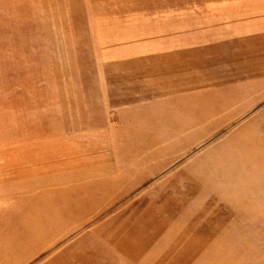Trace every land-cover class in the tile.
Wrapping results in <instances>:
<instances>
[{
  "label": "rangeland",
  "instance_id": "1",
  "mask_svg": "<svg viewBox=\"0 0 264 264\" xmlns=\"http://www.w3.org/2000/svg\"><path fill=\"white\" fill-rule=\"evenodd\" d=\"M224 1L0 0V177L51 170L31 186H0V245L40 229L32 242L51 246L37 261L63 245L118 244L138 231L155 233L145 245H168L199 225L185 243L186 261L264 264V43L222 40ZM113 43L129 49L124 64L141 69L152 70L164 52L161 69L178 71L180 87L164 81L163 99L191 84L188 49L219 56L224 65L211 59L205 70L195 53V137H154L143 114L118 119L97 73ZM137 45L147 58L131 52ZM234 60L240 66L227 65ZM203 112L211 121L198 124ZM97 145L117 152L100 155ZM141 147L181 152L130 153ZM97 156L102 161L83 165ZM169 157L167 168L149 176ZM138 158L153 169L131 171ZM63 164L70 166L53 169ZM141 172L150 180L139 185ZM168 178L179 183L162 184Z\"/></svg>",
  "mask_w": 264,
  "mask_h": 264
},
{
  "label": "crops",
  "instance_id": "2",
  "mask_svg": "<svg viewBox=\"0 0 264 264\" xmlns=\"http://www.w3.org/2000/svg\"><path fill=\"white\" fill-rule=\"evenodd\" d=\"M227 5L225 6L229 12L227 13V28L226 34L227 37L223 38L224 41H235L240 43L245 42H260L264 43V0H226ZM194 36V35H193ZM109 46L113 47L104 51L101 56L109 58L108 61H105L98 65L97 73L100 79V90L103 99L105 102L110 103L113 107V111L118 116V119L123 114H131L133 119L137 118V115L143 114L147 117L148 121L151 123L152 131H156L154 137L158 138H193L196 136V117L195 112L192 114L190 112L191 100H194L192 97L195 95V91L192 90L189 92V88H195L196 78L195 74V65L196 57L195 53L198 52V59H203V64L208 69V61L212 67L211 59L213 60V66L224 65L219 62V56L208 54L207 50L202 49H188L189 50V68L192 81L191 84L188 81L186 88L187 90L179 92L177 89L176 93L173 96H167L162 98L164 87L162 83L165 81L167 83L174 84L175 86L180 87L177 73L174 72L171 68L161 69L162 61L157 58L161 57L164 52L160 51V56L156 58L149 65L150 69H141L138 65L124 64V58L129 57L127 53L130 52L129 49H124L125 44H117ZM243 46V45H242ZM127 47V45H126ZM244 47V46H243ZM264 48V45L261 46ZM135 56L148 57V51L142 49L141 46L137 45L131 50ZM194 53V54H193ZM242 51L240 55L242 56ZM263 57V53H259ZM97 57L100 59V55L97 51ZM227 62V65L233 67L240 66V62L234 60ZM189 69H187L188 71ZM171 74V76L165 77L163 74ZM212 71V69H211ZM210 71V72H211ZM156 75H160V78L155 79ZM155 79V80H154ZM200 79V78H199ZM204 81L206 79H203ZM212 78L210 79V81ZM160 83V85L158 84ZM162 86V87H160ZM170 86V87H171ZM173 87V86H172ZM171 87V88H172ZM173 89V88H172ZM181 105L183 110H181ZM203 110L204 107H203ZM205 112V111H204ZM203 112L201 116V121L198 124H204V122L211 121V115L209 117ZM183 113V114H180ZM207 117V118H206ZM207 119V120H206ZM111 132V131H109ZM112 134V133H111ZM111 134H107V138H111ZM115 134L120 137L121 135L115 130ZM10 148H21L19 145L10 146ZM97 152L103 153V155L115 154L117 151L113 145H97ZM140 151H134L130 153H150L149 155H169L174 153H180L179 151L168 150V147H146L140 148ZM184 150V149H183ZM149 159V157H147ZM146 158V159H147ZM156 158H161L157 156ZM103 159L107 158L103 156ZM110 159V158H109ZM108 159V160H109ZM171 159L170 157L165 159V161H159L155 163L156 168H152L153 164L148 161H144L138 158L137 161L131 163V171L152 170L149 172V176L156 175L160 170L165 169L166 165L170 163L166 160ZM98 161H102V157H96L94 160H91L85 164H91ZM166 164V165H165ZM70 165H59L53 169H59L63 171ZM167 168V167H166ZM52 169V170H53ZM47 171V172H44ZM51 170L48 171V167L32 170H19L15 173H12L5 177H0V186L7 185H16L23 184V186H31L33 180L37 178H44L47 175H50ZM146 175V174H145ZM139 185L144 181H149L150 178L139 173ZM136 178H133V183L136 182ZM178 184L179 181L176 179V182L173 183L172 179H162V184L164 183ZM35 184V183H33ZM131 184V181L129 182ZM159 217L164 216L162 211H159ZM163 219V218H160ZM126 226V225H125ZM197 225L196 227H198ZM196 227L191 229V227H184L183 232L179 236V233L171 237V241L168 245H161L156 243L155 245H145V240L151 239L154 240L151 233L148 231L145 235L144 232H132L130 237H124L122 242L109 241L107 245H100V241L95 239L92 245H83V242L77 243L76 245H63L60 246V249L55 252L47 255L41 260L32 261L39 254L44 252L51 245H35L32 242V232L39 233L40 229H33L32 232L29 230L23 231L27 235L30 233L31 236L23 238L20 241V238L17 242H8L0 245V264H212V261H186L187 245L186 241L189 240V237L197 230ZM160 227H157L156 233L158 234ZM193 230V232H191ZM192 233V234H190ZM148 236V237H147ZM156 239V237H155ZM12 240V237H11ZM188 243V242H187ZM166 246V247H165ZM186 249V251H185ZM188 252V251H187ZM190 254V252H188ZM187 255V254H186ZM183 258V259H181ZM32 261V262H31ZM210 262V263H208ZM217 264V263H216Z\"/></svg>",
  "mask_w": 264,
  "mask_h": 264
}]
</instances>
